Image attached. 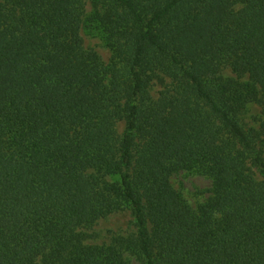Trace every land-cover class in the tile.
Returning <instances> with one entry per match:
<instances>
[{
  "label": "trees",
  "instance_id": "trees-1",
  "mask_svg": "<svg viewBox=\"0 0 264 264\" xmlns=\"http://www.w3.org/2000/svg\"><path fill=\"white\" fill-rule=\"evenodd\" d=\"M86 1L0 0V264H264V0H97L107 64ZM181 170L212 180L197 208Z\"/></svg>",
  "mask_w": 264,
  "mask_h": 264
},
{
  "label": "rangeland",
  "instance_id": "rangeland-1",
  "mask_svg": "<svg viewBox=\"0 0 264 264\" xmlns=\"http://www.w3.org/2000/svg\"><path fill=\"white\" fill-rule=\"evenodd\" d=\"M103 5L97 0H87L83 16L81 36L83 44L87 49L94 50L100 57L103 64H107L111 56V48L106 35L103 33L99 22V16L103 11ZM226 76H233L230 69H225ZM162 90V86L154 83L151 88L153 97H157ZM242 122L246 128L258 126L261 119V108L258 103L252 102L246 105ZM117 132L122 134L124 122L119 121ZM171 183L183 199L192 207L197 208L207 201L212 193V180L195 170H181L171 177ZM133 216L127 209L118 211L106 218L99 219L87 229L89 235L87 241L92 244H108L111 237L115 235H126L133 232ZM131 264H137L133 259Z\"/></svg>",
  "mask_w": 264,
  "mask_h": 264
}]
</instances>
